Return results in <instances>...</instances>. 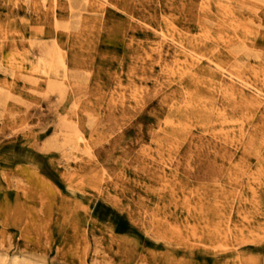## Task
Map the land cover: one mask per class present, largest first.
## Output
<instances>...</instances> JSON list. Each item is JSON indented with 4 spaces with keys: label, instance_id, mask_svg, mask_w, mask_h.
I'll return each mask as SVG.
<instances>
[{
    "label": "rangeland",
    "instance_id": "rangeland-1",
    "mask_svg": "<svg viewBox=\"0 0 264 264\" xmlns=\"http://www.w3.org/2000/svg\"><path fill=\"white\" fill-rule=\"evenodd\" d=\"M28 2L0 0V264H264V110L166 69L204 31L264 90V0H105L56 29L51 0ZM52 39L58 88L29 63ZM70 126L90 154L61 147Z\"/></svg>",
    "mask_w": 264,
    "mask_h": 264
},
{
    "label": "bare ground",
    "instance_id": "bare-ground-1",
    "mask_svg": "<svg viewBox=\"0 0 264 264\" xmlns=\"http://www.w3.org/2000/svg\"><path fill=\"white\" fill-rule=\"evenodd\" d=\"M21 1H24V2L32 1V4H35V1H37V0H14V2H21ZM40 1H42V0H40ZM238 1L245 2L246 0H238ZM58 2H60V1H58ZM75 2H76L75 4L77 5V7L79 5H81L78 7V8H80V7L81 8L79 10L77 9L78 11L74 12L73 9L75 8V6L71 0H68L66 7H64V9H65L64 15H60V14L57 15V13H56V8H57L56 0H51V2H49V5L47 4L48 6H47V10H45L46 11L45 13H46L47 18L50 21V23L54 29L59 28V27H65V25H62L61 23H59L63 18L72 20L75 17L76 18L74 19V21L76 24H78L77 27L79 25L82 26L83 28L92 27L93 25H91L92 24L91 22L93 20H91L86 15L82 17L80 10L83 8V9H88L89 12H100L101 13V12H103L104 4H105V0H77ZM256 2H257V0H256ZM258 2H259V0H258ZM260 2H262V1H260ZM41 3L43 4V2H41ZM43 5H45V4H43ZM200 5L201 6L203 5V7H204V4H200ZM227 6H228V4H227ZM40 9H41V7H40ZM94 17H95V15H94ZM96 19L97 18H95V20ZM165 31L166 32L168 31V33H166ZM159 32H160V37H161L162 41L166 40V39H170L171 41L173 40L169 34L170 33L169 28L166 27L164 29H159ZM172 32H175V30H172ZM224 34H225V32H224ZM178 35L181 38V34L178 33ZM206 35L207 34L203 31L194 38H189V39L183 38V39L178 40V43H175L174 48H173L174 49L173 53H175V54H173V56H171L170 62L166 65L167 73L170 75L176 76V78L179 80L180 84L184 79H186V80H189L188 83H191L192 86H194L196 89H197V86L203 85L207 89L213 90L219 96L223 97V99L235 101L238 98L239 103L245 109L246 108H253L254 112L256 110H257V112L258 111L260 112L261 109L264 110V90H262L258 85L254 84L248 80H245L243 77H241L239 75V71L242 72L243 70H241V69H243L244 66L240 67L239 70H238V68L237 69L234 68L235 67L234 63H237V61L236 62H232L233 60L229 61V59L231 57L230 55H232V54L229 53L227 50H226L227 51L226 53L228 55L222 54L220 52L216 54V53H209L210 51H206V49L209 47V43H207V41H208L207 38L210 39L209 38L210 36L208 37V35L207 36ZM52 36H55V33L52 34ZM221 37H222V35H221ZM211 41H213V40H211ZM227 43H229V42H227ZM223 46L225 48L226 44H224ZM158 47H159V45H155L154 47L150 48L151 50H154L156 52L157 56L159 55V53L161 51L160 47L159 48ZM61 49L62 48L57 45V42L55 39H52L50 44H46V43L42 42V44L40 43L38 45L37 54L35 55V58L29 61V63L32 65L33 72L35 73V75L42 78L47 83L46 84L47 87H50V88L53 87V84H54L51 81H57L58 80L59 84H63L62 82L66 77V68H65L66 62L64 60L65 56H63L64 54L62 53ZM202 50H203V52H202ZM223 56L227 58L225 61L223 59H220V57H223ZM203 64L205 65L204 69L202 66H200ZM236 67H238V66H236ZM60 69H61V71H59ZM9 75H11V74H9ZM262 81H264V80H262ZM54 87L58 88L57 84H54ZM184 88L185 87L181 88L183 91L181 93V98L178 101V104H180V105L178 106L177 103L171 104V106L174 105L175 107H177L178 110H176V111H178V112L179 111L181 112L185 108H188V106H192V101H191L192 95L189 94V91L187 90V88L186 89H184ZM60 89H61V86H60ZM48 90L50 91V89H48ZM187 96H188V98H187ZM208 101L209 100H207V98H205L202 95H200L199 98L196 99V102L201 103L203 106L207 105ZM172 110H174V109H172ZM218 111H219V109H218ZM218 111H217L218 114L222 112V111L221 112H218ZM223 113H222V115H223ZM242 115L238 116V118H240V117L242 118ZM259 117H261V120L264 121V115L259 114ZM178 121H179V119H178ZM183 126H184V123H183ZM240 127L242 130V125H240ZM170 128H171L170 130L174 129V127H170ZM63 132H65V133H62L63 135H62L61 147H63L64 150L68 149L69 150L68 154L72 153V152H83L85 154H90L89 148H87V143L85 141V137L77 129L76 126H70V128H68V130L63 131ZM243 132H244V130L240 131L241 136H243ZM247 132L250 134L249 136H253V133H250L249 130H247ZM220 214H222V213H220ZM12 263H13V261H12Z\"/></svg>",
    "mask_w": 264,
    "mask_h": 264
}]
</instances>
